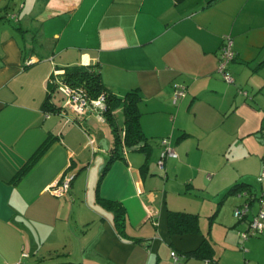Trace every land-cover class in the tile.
I'll use <instances>...</instances> for the list:
<instances>
[{
  "label": "crops",
  "instance_id": "crops-1",
  "mask_svg": "<svg viewBox=\"0 0 264 264\" xmlns=\"http://www.w3.org/2000/svg\"><path fill=\"white\" fill-rule=\"evenodd\" d=\"M226 36L231 84L217 70ZM73 65L97 68L120 98L139 93L145 148L107 172L103 114L58 93L60 110L44 108L49 81ZM175 84L187 87L176 104ZM164 138L178 157L159 167ZM263 159L264 0H0V264L22 253L23 264H264V228L239 236L259 202L239 223L244 197L229 193L263 195ZM99 198L122 207V227ZM170 213L197 216L195 231H172Z\"/></svg>",
  "mask_w": 264,
  "mask_h": 264
},
{
  "label": "trees",
  "instance_id": "trees-1",
  "mask_svg": "<svg viewBox=\"0 0 264 264\" xmlns=\"http://www.w3.org/2000/svg\"><path fill=\"white\" fill-rule=\"evenodd\" d=\"M63 71L64 72L60 80L68 87H70L73 91L82 94L85 100L87 101L88 105H90L91 101L96 100L99 96H105L106 109L102 114L105 117L106 122L111 127L114 136L115 147L111 150V156L108 160L107 165L105 166L104 172H107L110 165L116 159L123 158L128 151L142 150L145 148L144 141H146V138L143 134L140 125V97L139 93L136 90H131L127 92L122 98L114 95L113 93L108 91L103 85L99 70L92 66L73 65L64 68ZM184 87L187 91V87ZM54 93H58L59 95H61L63 99V104L65 102V96L59 90L58 85L55 83H50L49 95L47 96V99L45 100L44 104L45 110L49 113H54L60 110L59 107L51 104L50 102V96ZM118 109H122L124 121L123 128H120L118 124ZM33 162L34 159H31L29 163H26L24 165V167L20 170L19 174L17 175V179L20 178L21 175L30 168ZM242 192L247 193V196L244 197L243 203H249L250 207L258 200H261L259 199L261 197L258 198L255 191H253L250 186L245 184L234 185L233 188L229 191V193L237 194H240ZM262 197L264 198V195ZM98 202L105 208L114 210L117 225L122 227L124 219L122 207L115 201L104 200L102 198H99ZM196 223L197 216L195 215L186 213L169 214V224L172 231L179 233L192 230L195 231ZM206 242L207 241H205L204 244Z\"/></svg>",
  "mask_w": 264,
  "mask_h": 264
},
{
  "label": "built area",
  "instance_id": "built-area-1",
  "mask_svg": "<svg viewBox=\"0 0 264 264\" xmlns=\"http://www.w3.org/2000/svg\"><path fill=\"white\" fill-rule=\"evenodd\" d=\"M15 18V17H12ZM235 58V52L233 50V40L231 37L226 36L223 40V44L219 51V63H218V73L221 75L222 79L227 83L231 84L233 83V78L229 73V65L232 61H234ZM33 60L29 59L26 61V64H32ZM49 83H55L58 85L59 90L63 95L65 96V102L64 107L69 109H77V108H88L91 110L98 111L99 113H103L106 109L105 106V96L101 95L96 100L91 101L90 105L87 104V101L85 100L84 96L78 92L73 91L70 87H68L66 84H64L61 80L56 79V77L53 76V78L49 81ZM186 88L182 85H174L173 93H172V101L173 103L178 102L180 99L184 98L186 96ZM161 145V152L159 156V160L157 165L159 167H163L164 161L168 158H177V153L172 148L169 140L167 138H164L160 141ZM264 179V159L262 162V173L261 176L258 177L257 181L262 182ZM73 177L65 178L60 184L55 185L49 191L51 194L57 198L63 197L66 195L69 191V188L71 186ZM242 197H246L247 193L242 192ZM261 196L257 202H259V210L256 214L253 215V217L246 223L247 227L245 230L239 232V236L242 240V242L247 241L251 237H256L260 235L264 228V198ZM250 205L249 203H243L242 205L237 206L233 211L234 218L239 222L243 223L247 221L248 213L250 211ZM155 214V213H154ZM154 214H151V217H154ZM244 251L245 248H243ZM28 254L22 253L21 259L15 263L12 264H22V259L27 258ZM172 260L177 263L178 257L175 252L171 253Z\"/></svg>",
  "mask_w": 264,
  "mask_h": 264
},
{
  "label": "rangeland",
  "instance_id": "rangeland-1",
  "mask_svg": "<svg viewBox=\"0 0 264 264\" xmlns=\"http://www.w3.org/2000/svg\"><path fill=\"white\" fill-rule=\"evenodd\" d=\"M261 173H262V172H261ZM259 176H261V174H260ZM259 176H258V177H259ZM258 177H257V178H258ZM256 183H257V182H256ZM256 183H254V185H256ZM259 183H260V182H259ZM262 184H263V182H262L261 184H257V185H260V186H261ZM257 185H256V186H257ZM257 189H259V187H257ZM260 192H261V191H260ZM255 193H256V192H255ZM256 194H257L258 196L260 195V193H256ZM262 194L264 195V193H262ZM260 196H261V195H260ZM234 219H235V218H234ZM235 220H236V219H235ZM236 221H237V220H236Z\"/></svg>",
  "mask_w": 264,
  "mask_h": 264
},
{
  "label": "water",
  "instance_id": "water-1",
  "mask_svg": "<svg viewBox=\"0 0 264 264\" xmlns=\"http://www.w3.org/2000/svg\"><path fill=\"white\" fill-rule=\"evenodd\" d=\"M102 146H103L104 148H106V145L103 144Z\"/></svg>",
  "mask_w": 264,
  "mask_h": 264
},
{
  "label": "clouds",
  "instance_id": "clouds-1",
  "mask_svg": "<svg viewBox=\"0 0 264 264\" xmlns=\"http://www.w3.org/2000/svg\"><path fill=\"white\" fill-rule=\"evenodd\" d=\"M238 222V221H237Z\"/></svg>",
  "mask_w": 264,
  "mask_h": 264
}]
</instances>
